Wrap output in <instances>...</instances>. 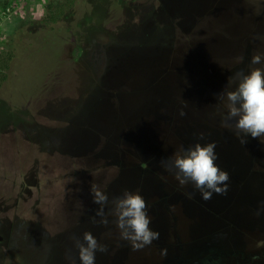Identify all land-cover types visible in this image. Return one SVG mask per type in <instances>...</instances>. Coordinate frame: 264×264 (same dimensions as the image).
Returning <instances> with one entry per match:
<instances>
[{"label":"rangeland","instance_id":"rangeland-1","mask_svg":"<svg viewBox=\"0 0 264 264\" xmlns=\"http://www.w3.org/2000/svg\"><path fill=\"white\" fill-rule=\"evenodd\" d=\"M89 1L86 8L81 6ZM216 1L218 12L222 3L232 2ZM252 1L264 3V0ZM167 2L0 0V184L4 183V189L0 188L1 264H71L67 259L69 253L75 264H80L76 239L83 242L85 232L98 236L97 222H93L98 217L91 210L84 212L90 205H97L93 203V185L105 191L110 201L126 190L138 192L148 204L150 227L160 233L158 240L137 251L129 249V242H119L117 258L110 264H264V196L261 195L264 176L252 171L258 174L253 187L259 193L244 187L234 195L231 208L224 207L221 194L213 193L211 199L204 200L192 184L181 186L174 173L162 164L183 145L178 142L179 146L173 148L166 141L172 118L165 107H156L152 116L138 121L139 132L133 129L138 124H126L123 130L104 136L102 143L106 144L107 140L109 144L80 154L81 146L95 145L99 127H103V132L109 129L107 111H115L104 109L99 113L100 110L92 108L118 100L121 90L111 88L118 71L138 75L147 70L153 74L152 83L135 92L156 87L160 91L162 77L175 57L172 52L182 50L192 55L197 80L203 86L207 87L206 74L214 75L209 62H201L198 45L222 27L185 25L187 35L181 30L183 36L177 34L175 40L173 33L167 39L173 23L157 13V9L167 10ZM68 3L58 24L71 29L67 38L62 40L61 30L55 37L59 46L52 41L47 44L48 37L46 40L42 37L41 24ZM250 4L253 10L246 14L262 17L255 3ZM203 9L200 2L181 3L178 10L183 17L179 15L181 23L192 17L197 19ZM203 24L205 20L198 22V26ZM21 31L26 32L21 34L26 45L37 53L25 55L19 69L12 63L7 79L2 80L4 64L9 61ZM155 32L161 36H154ZM239 54L219 58V64L232 68L243 62L233 61ZM162 59L169 67L160 65ZM47 68L57 69L45 77ZM254 68L264 70V63ZM42 81L49 84V90L42 89L33 96L40 90ZM124 99L127 108L135 103L131 96ZM79 111L86 115H79ZM67 125L74 127V134L65 138ZM48 126L57 129L58 145L52 144V135L46 131ZM262 141L264 138H257L251 154L252 169L258 172H264L263 162L255 157L259 153L264 155ZM64 142H73L69 145L75 149H64ZM50 148L54 149L56 160L52 165L47 163L51 160ZM92 156L97 159L91 160ZM54 175H58L55 182L51 180ZM22 178L36 187L18 198L21 189L15 181L22 184ZM68 204H77L75 214L66 208ZM80 204L83 211L79 210ZM39 219L45 221L42 227L37 224ZM164 249L167 254L161 255ZM95 264H107V261L99 259Z\"/></svg>","mask_w":264,"mask_h":264},{"label":"water","instance_id":"water-1","mask_svg":"<svg viewBox=\"0 0 264 264\" xmlns=\"http://www.w3.org/2000/svg\"><path fill=\"white\" fill-rule=\"evenodd\" d=\"M194 1L201 3L202 8H204L203 11L209 5L208 0H185L177 3L176 11L178 14L181 15L178 11L181 3L188 2L193 4ZM250 3L246 0H232L231 4L228 5L222 3L221 6L223 7L215 18L217 23L215 26L222 28L211 37L201 40L198 45L201 62H206L207 64L209 62L210 69L215 72L214 75L206 74L207 87L197 80L196 66L191 59L192 55L182 50L172 52L175 57L172 60L171 67L168 66L169 64H165L164 59L161 60L160 65L168 66L169 72L164 73L162 77L160 91L156 87L148 91H140V93L135 92L138 89L141 90L148 87L152 83L150 80L153 74H149L147 70V73L143 71L142 74L138 75H131V72L127 74L118 71L112 78L111 87L121 90L118 100L111 103L103 102L92 108L97 112L100 110L99 113L104 109L115 111V113L107 111L108 119L106 123L109 129H106L107 132H103L101 129L103 127H99L100 131L97 129V133H99L95 136V145L81 146L80 154H87L92 152V148L109 144L107 140L106 144L102 143L103 141L105 142V135H112L110 133L113 131L119 132L123 130L126 124H138V121L152 116V112L156 107L163 106L172 118L169 123L171 127L170 135H166L168 145L176 148L179 146L178 142H182L184 146L215 142V150L218 154L216 163L222 170L227 171L230 176L227 182L228 190L225 194H221L225 208H231L234 202V195L242 191L246 186L252 192L259 193L254 188L256 186V178L258 174L264 176V172L252 169L253 156H251L252 152H254L257 138L254 139L249 136L247 143L242 144L233 130L221 126L222 114L226 113V109L224 107L225 102L219 99V93L235 87L234 84L230 85L228 83L230 76H234L239 71H243L246 74L252 70L251 68H254V65L250 64V60L254 54L264 56V16L260 17L253 13L250 15L246 14V12L253 10ZM242 7L246 11L242 10ZM241 52L245 53V59L242 63L235 64L232 68H225V66L219 64V61H221L219 58L224 59ZM211 59L214 62H211ZM126 95L134 99L135 103L131 108L126 106L124 99ZM151 98L154 99L153 102L148 101ZM158 102H162V104ZM181 111L184 112V115H181ZM83 114L86 115V112H83ZM139 125L141 124L133 128L135 132H139ZM88 135L86 136L87 138ZM73 148L75 149L74 146ZM255 157L264 164V155L262 153H259L258 156L255 155ZM96 159L93 156L91 157V160ZM252 171L258 174L252 173ZM261 195L264 196V194ZM76 205L68 204L66 208L75 214L77 211ZM81 207L82 205L80 204L79 210L83 211ZM90 207L84 212L91 210L96 217V212L100 205H90ZM108 219V225L98 223L100 217L97 220L96 233L98 236L96 238L99 243L107 246L108 251L106 253L97 252L96 260L102 259L107 261V264H110L112 260L117 258L118 243L125 244L127 242L120 239L119 230L112 223L115 217L109 216ZM129 249H132L130 244Z\"/></svg>","mask_w":264,"mask_h":264},{"label":"clouds","instance_id":"clouds-1","mask_svg":"<svg viewBox=\"0 0 264 264\" xmlns=\"http://www.w3.org/2000/svg\"><path fill=\"white\" fill-rule=\"evenodd\" d=\"M262 63L264 56L261 54L251 57V65ZM228 83L235 87L219 93L226 109V113L222 114L221 126L233 130L242 144L247 143L249 136L254 139L264 138V70L254 68L246 74L243 71L236 72L228 78ZM181 115H184L183 111ZM215 149V142L196 143L188 147L180 145L173 156L162 161V164L166 170L174 173L181 186L192 184L204 200H209L213 193L225 194L230 179L229 173L216 163L218 154ZM91 193L93 203L100 205L96 212V216L100 217L98 223L108 225L109 216L115 217L112 223L119 230L120 239L129 242L134 251L160 238L159 231L150 227L148 204L138 192L126 190L123 195L113 197L111 201L108 194L96 185L92 186ZM109 204L112 207L109 208ZM93 222H97L95 218ZM76 248L80 264H95L96 253L108 251L107 246L99 243L91 232L84 233L83 242L76 239ZM166 254V249L161 251V255ZM67 259L75 264L70 253Z\"/></svg>","mask_w":264,"mask_h":264},{"label":"trees","instance_id":"trees-1","mask_svg":"<svg viewBox=\"0 0 264 264\" xmlns=\"http://www.w3.org/2000/svg\"><path fill=\"white\" fill-rule=\"evenodd\" d=\"M93 1H95V0H93ZM104 1L105 2H109V3H113V2L116 3V2H118L120 0H104ZM182 1H185V0H168V2H167L168 3V6H166L167 7V10H165V9L164 10L163 9H157L158 10L157 13L159 15H164L165 17L171 19V21L173 23L171 34L168 35V36H166L167 39H170L172 37V34L173 33L175 34V36H173V39H175V40H176L177 34L183 36L180 33L181 30H182V32L184 34L187 35L188 32L187 31H184V28H183V26H185V25H188V27H193V28L202 27V26H207V27L209 26L208 28H210V26H212V24L217 25V23L215 22V18H216L217 14H218V11H219L218 10V7H217L218 1L215 0L212 3H209L207 9L205 11H203L198 16L197 19H194L192 17L190 19V21H187L186 20L187 22H184L185 24L181 23V17L179 16L178 12L176 11L177 10L176 9L177 3H180ZM211 1H213V0H211ZM250 1L253 3V5L255 3L254 7L256 6L257 11L262 16H264V3L261 2V3L257 4L256 2H254L252 0H250ZM72 3H73V0H72ZM90 3L91 2L89 1V2H87V4H81V6H83L84 8H86V6H89ZM158 4H161V3L158 2ZM213 4H215V5H213ZM68 5H69V3L68 4H64L62 7H60L59 11H57L56 14H54L49 19L45 20V22L43 24H41L40 28L43 30L42 33H44V35L42 37L45 38V40H46V37H48L47 38V41H48L47 44H50L51 41H52V42H55L57 46H59V42L58 41L57 42L55 41V37L57 35V32H60L61 30L64 31L63 32V38H62V40H64V38L65 39L67 38V36H68L67 31L68 30L70 31L71 29H68V27L65 26V25L64 26L63 25L61 26V25H58V24L61 23V20H62L61 19V16L65 13V11H67ZM161 8H162V6H161ZM199 20L201 22L203 20H205V24H203L201 26H198V22H200ZM190 25H192V26H190ZM151 31L153 33L155 30L152 29ZM19 34L20 35H18V38L15 39V47H14L13 51L11 52V54L9 55V58L10 59H9V61L6 64H4V68H3V72H2L3 77H1L2 80L3 79H7L8 73H9L8 69L10 68V66L12 65V63H13V65L15 64V68L19 69L20 63H21V59L25 55L29 54V55H33L34 56L37 53V51H35L34 49H32L31 47H29V46L26 45L23 35L21 36V34H26V32L25 31H21V33H19ZM154 36L158 37V36H161V34L158 33V32H155L154 33ZM57 38H59V37L57 36ZM43 42H44V40H43ZM57 46H53V47H57ZM44 49L47 52L49 51L50 53H52L50 50H48L47 48H45V46H44ZM239 57H241L242 60H244L245 59V53L244 52H241V54H239L238 58L233 59V61H242V60L239 59ZM58 63H59V61H58ZM56 69L57 68H50V69L47 68V70L44 73L45 77L46 76H49V75H52V73H55V70ZM44 84H45V82L42 81L41 82V85H40V90L38 92L34 93L33 96L35 94L39 93L42 89L49 90V84H45V85ZM32 85H35V84H32ZM44 86H45V88H44ZM99 93H100V91H99ZM33 96H30L29 98L31 99V98H33ZM27 103L29 104V102H27ZM78 114L79 115H84L82 113V111H79ZM14 122L17 123V121H14ZM46 131H47L48 135H52L51 136L52 137V144L54 143V144L58 145L59 144V141L57 140L58 139V134L56 133L57 129L55 127H52V126H50V127L48 126V127H46ZM64 133H65V138H66L67 134L68 135H71V134L73 135L74 134V127L71 126V125H67L64 128ZM69 144L64 142V143H62V147H64V149H66V147L69 149V147H71ZM48 154H51V158H50L51 160L50 161H47V163L49 165L55 164L56 160L53 159L54 158V154H55L54 153V149L52 151V148H50L48 150ZM84 173H87V171L84 170ZM84 175H86V174H84ZM57 177H58V175H54V177H52L51 180L54 179V182H55L57 180ZM22 180H23L22 181V184H21V182H16L15 181V185L17 187L20 186V189H21V192H20L18 198L20 196H22L23 194H25V192H28V191H30V190H32V189H34L36 187L27 178H22ZM40 183H41V181L39 180V184ZM3 184L4 183H1L0 184V188H3L4 189ZM7 184H9V183H7ZM38 187H39V185H38ZM41 188L39 189V192L41 191ZM0 191H1V189H0ZM35 206H38V202L37 201H35ZM37 224H38L39 227H42L45 224L44 219L43 220H40L39 219L38 222H37Z\"/></svg>","mask_w":264,"mask_h":264}]
</instances>
